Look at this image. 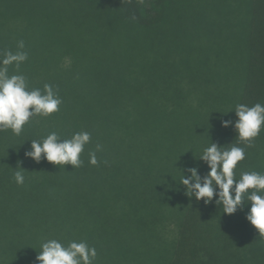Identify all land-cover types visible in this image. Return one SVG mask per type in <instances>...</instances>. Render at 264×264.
<instances>
[{"label": "trees", "instance_id": "1", "mask_svg": "<svg viewBox=\"0 0 264 264\" xmlns=\"http://www.w3.org/2000/svg\"><path fill=\"white\" fill-rule=\"evenodd\" d=\"M17 51L9 75L62 104L0 131V264H38L53 238L95 247L93 264H264L250 203L227 215L180 184L209 171L211 142L245 147L222 121L264 104V0H0V60ZM53 131L91 134L81 166L25 155ZM245 153L236 178L264 174V128Z\"/></svg>", "mask_w": 264, "mask_h": 264}, {"label": "clouds", "instance_id": "2", "mask_svg": "<svg viewBox=\"0 0 264 264\" xmlns=\"http://www.w3.org/2000/svg\"><path fill=\"white\" fill-rule=\"evenodd\" d=\"M24 48L23 41L18 44ZM28 59L27 52H7L0 60V131L11 130L20 135L24 126L31 118L39 115L48 117L60 109L62 99L53 86L45 84L43 92L39 88L29 90L26 77L21 74L9 75V65H19ZM237 119L223 120L222 126H233L239 141L245 147H251L253 140L264 128V104L256 103L249 107L238 104L235 108ZM91 140L89 132H76L70 139H62L55 131L50 132L42 140H31L30 151L25 155L39 163L42 159L54 165H72L79 167L84 147ZM245 147L221 146L212 143L204 148L199 161L206 164L209 171L201 175L199 165L186 167L183 170L181 183L185 194L203 199L205 204L213 201L222 204L223 213L232 215L237 210L243 211L250 203L245 219L264 236V174L257 171H245L236 178V168L245 159ZM100 150V145H97ZM89 163L97 164L95 152L90 153ZM22 169V168H21ZM18 185H23L25 177L22 171L14 172ZM97 256L95 247L87 242L75 240L66 246L58 239H48L42 242L41 250L36 256L38 264H93Z\"/></svg>", "mask_w": 264, "mask_h": 264}]
</instances>
